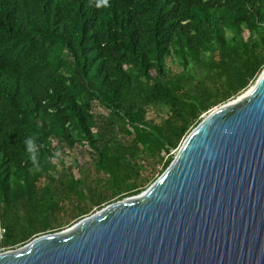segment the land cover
<instances>
[{"label": "trees", "instance_id": "1", "mask_svg": "<svg viewBox=\"0 0 264 264\" xmlns=\"http://www.w3.org/2000/svg\"><path fill=\"white\" fill-rule=\"evenodd\" d=\"M263 67L264 0H0V246L138 194Z\"/></svg>", "mask_w": 264, "mask_h": 264}, {"label": "water", "instance_id": "2", "mask_svg": "<svg viewBox=\"0 0 264 264\" xmlns=\"http://www.w3.org/2000/svg\"><path fill=\"white\" fill-rule=\"evenodd\" d=\"M0 264H264V67L144 190L0 251Z\"/></svg>", "mask_w": 264, "mask_h": 264}, {"label": "rangeland", "instance_id": "3", "mask_svg": "<svg viewBox=\"0 0 264 264\" xmlns=\"http://www.w3.org/2000/svg\"><path fill=\"white\" fill-rule=\"evenodd\" d=\"M244 34L245 35H247V32L245 31L244 32ZM172 68L173 69H177L176 68V66L175 65H172ZM250 86V85H249ZM248 86V87H249ZM247 87V88H248ZM244 92V91H243ZM242 93V92H241ZM240 93V94H241ZM235 98V97H234ZM233 99V98H232ZM230 100V99H229ZM228 101V100H227ZM220 104H222V103H220ZM219 104V105H220ZM218 106V105H217ZM99 110H98V108L95 106L94 107V112H98ZM148 117L149 118H154L155 117V114H154V112H149V115H148ZM172 152H174V151H172ZM78 153H80V152H78ZM75 150H72V151H70V152H58L57 154L60 156V157H62L63 159H64V161L68 164V163H71V162H73V161H75V160H80L81 159V161H82V158H80V155L78 154ZM83 154V156H84V159H87L88 158V154H87V152L86 151H84V153H82ZM160 166H157L156 168H159ZM75 173L77 174V172L75 171ZM156 173L155 171H153L152 169H151V167H143L142 168V176L144 177V182L146 183V185L144 186V189L147 187V185L149 184V183H147L148 182V180L149 179H151V176L152 175H154V174ZM145 179H146V181H145ZM150 182V181H149ZM143 188H142V190H144ZM139 192H141V191H139ZM138 192V193H139ZM115 201L116 199H112V201ZM109 203L111 202V200L110 201H108ZM107 202V203H108ZM103 205H106V203H104V204H102L101 205V207L103 206ZM100 208H92V213L93 212H95V211H97V210H99ZM91 214V213H90ZM89 215V214H88ZM66 218H64V220H65ZM80 218H74V219H69L68 221H65V223L64 224H62V226L60 227V228H58V229H55V231H61V230H64V229H66V228H68L69 226H71V225H73L75 222H77L78 220H79ZM50 232H52V231H50ZM21 246V244H19V245H16L15 247H12L11 249H13V248H17V247H20ZM6 249H9V248H4L3 246H0V251H2V250H6Z\"/></svg>", "mask_w": 264, "mask_h": 264}, {"label": "built area", "instance_id": "4", "mask_svg": "<svg viewBox=\"0 0 264 264\" xmlns=\"http://www.w3.org/2000/svg\"><path fill=\"white\" fill-rule=\"evenodd\" d=\"M3 233H4V229L2 227H0V238L3 237Z\"/></svg>", "mask_w": 264, "mask_h": 264}]
</instances>
